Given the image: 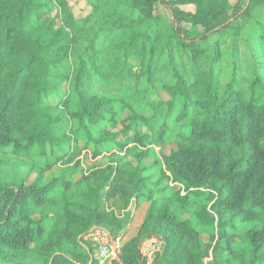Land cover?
<instances>
[{
  "label": "trees",
  "instance_id": "trees-1",
  "mask_svg": "<svg viewBox=\"0 0 264 264\" xmlns=\"http://www.w3.org/2000/svg\"><path fill=\"white\" fill-rule=\"evenodd\" d=\"M86 3L0 0V264H264V0Z\"/></svg>",
  "mask_w": 264,
  "mask_h": 264
},
{
  "label": "built area",
  "instance_id": "built-area-1",
  "mask_svg": "<svg viewBox=\"0 0 264 264\" xmlns=\"http://www.w3.org/2000/svg\"><path fill=\"white\" fill-rule=\"evenodd\" d=\"M131 205H133V210H135L134 202ZM133 210L131 212L132 217ZM126 236V231L114 236L104 228L94 227L86 235L85 240L91 243L97 264H115L120 261L121 249L123 244L128 241ZM161 251L162 244L157 238L144 241L140 245L144 264H154L156 255L161 253Z\"/></svg>",
  "mask_w": 264,
  "mask_h": 264
},
{
  "label": "rangeland",
  "instance_id": "rangeland-1",
  "mask_svg": "<svg viewBox=\"0 0 264 264\" xmlns=\"http://www.w3.org/2000/svg\"><path fill=\"white\" fill-rule=\"evenodd\" d=\"M70 5H71V8H72V12L74 13V15L77 17V18H81V17H84V16H86L89 12H90V7L88 6V4L86 3V0H70ZM158 10H161L162 11V14L164 15V16H168L169 17V12L167 11V9L165 8V7H163L162 5H160V6H158ZM161 58H162V61H163V59L165 60L166 59V57H164V55L163 56H161ZM136 63V62H135ZM165 63H166V61H165ZM157 65H159V64H157ZM163 67H164V63L162 62V63H160V66H159V69H158V71H157V73L158 74H160L161 73V75H164V71H163ZM162 71V72H161ZM144 83H145V81H141L140 83H139V87L141 88V89H145L144 88ZM156 90V89H155ZM151 93V92H150ZM149 93V94H150ZM154 96V98H159V96L158 95H153ZM165 96V95H164ZM121 139H123V141H126V138H125V136L124 135H122V138ZM155 146V152L157 153L158 151H160V147L159 146H157V145H154ZM165 148V152L166 153H168V151H169V146L167 147V146H165L164 147ZM103 162H105V159L104 158H99L98 159V161H97V163L98 164H100V163H103ZM87 163V165H88V167H92L94 164L93 163H91V162H86ZM58 169V168H57ZM55 171H56V169H54L53 170V172H51V173H49L48 174V176H52L53 174H55ZM138 210V209H137ZM133 228V227H132ZM131 231V230H130ZM131 233V232H130ZM204 238V240H205V242L207 243V245H210L209 244V241H208V238L207 237H203ZM128 239V236H126V240ZM129 240V239H128Z\"/></svg>",
  "mask_w": 264,
  "mask_h": 264
},
{
  "label": "crops",
  "instance_id": "crops-1",
  "mask_svg": "<svg viewBox=\"0 0 264 264\" xmlns=\"http://www.w3.org/2000/svg\"><path fill=\"white\" fill-rule=\"evenodd\" d=\"M181 9L185 11H193L192 6H185V7H182ZM134 203L136 202L134 201ZM148 207H149V203L147 202L140 204L138 207L135 208V210H133V205H130L129 211L132 212L133 210V217H132L131 223L126 227V230H125L127 232V236L129 240L133 238L134 236H136L140 226L142 225L144 221ZM214 242H215V237H212L211 243H214Z\"/></svg>",
  "mask_w": 264,
  "mask_h": 264
}]
</instances>
